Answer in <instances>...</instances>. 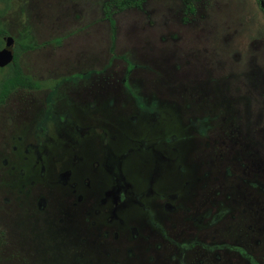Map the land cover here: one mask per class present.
I'll use <instances>...</instances> for the list:
<instances>
[{
  "label": "rangeland",
  "instance_id": "1",
  "mask_svg": "<svg viewBox=\"0 0 264 264\" xmlns=\"http://www.w3.org/2000/svg\"><path fill=\"white\" fill-rule=\"evenodd\" d=\"M140 1L112 9V32L109 0H9L0 28L32 46L18 62L36 88L0 105V264H109L75 259L61 239L68 230L87 257L126 252L130 264L145 260L142 243L155 252L170 225L200 232L206 178L191 156L206 125L197 114L221 139L207 171L248 182L264 218V0ZM78 198L109 251L64 210ZM208 199L212 217L223 201ZM215 260L199 251L185 263Z\"/></svg>",
  "mask_w": 264,
  "mask_h": 264
},
{
  "label": "flooded vegetation",
  "instance_id": "2",
  "mask_svg": "<svg viewBox=\"0 0 264 264\" xmlns=\"http://www.w3.org/2000/svg\"><path fill=\"white\" fill-rule=\"evenodd\" d=\"M2 42L3 45L0 49L4 47V38H2ZM238 112L239 111H237L236 113L239 114ZM193 117H196V115H193ZM197 117H200L205 123H203V125L206 126H204L203 131H200L196 135V145L194 146L195 151L192 153L191 159L194 160L195 164L199 166L200 176L206 178V180L201 183V187H199L202 194L198 198V202H200L201 199H204L207 203L204 208L205 215L202 220V223L206 224V227L201 228L199 232V230H194L191 223L189 222H187L188 224H182V226L179 227L176 224L170 225L166 229L168 231L167 233L162 232V242L160 246L155 249V252L157 253H159L157 250L162 249V253L156 255L154 249L152 253V251L147 250L145 244L142 243L139 246L143 245V247L140 248L144 252L146 262L144 259H140V261H138L137 263L135 262V260H137L135 258L134 260H131L133 261L131 264H186L185 258H189V256L192 255H194V258H196L199 251L206 254H214L216 260L223 259V262H227L231 258H239L240 260L247 262V264H264V221H261L262 219L264 220V218H261L257 215L256 212H258V210H254V208L257 206V198L255 199L252 188L245 186V184L248 182L244 180L239 181L238 176L232 177L235 174L228 175V178L225 180L217 172L209 173L207 171V169H210V165L213 166V163H215L214 159H218V155L220 153L216 156L212 155L214 152V148H220V146L216 144V141L221 142V139L218 136V133L210 131L211 129L210 127H208V115L204 116L203 114H197ZM224 171L225 170H223V172ZM250 180L252 181V179ZM86 186H88V184H86ZM119 190L120 188L118 189V191ZM118 191L116 192V194H118ZM109 192L110 191H106L107 194ZM208 197H214L218 200L221 199L223 201L217 203L218 213L214 214L212 217L211 215L212 213H214L215 209L212 206H208L210 205ZM246 198L249 199L250 202H248ZM61 202L66 205L63 200ZM81 203V199L78 198L77 202L68 204L69 206L64 207V210H68L69 213L74 217V220L78 221V232H81L83 235L93 234V236H95L94 240L97 243V247L99 244H106V246L108 244L109 248L107 249L109 251L111 249V245H109L110 242H108L106 239H103L105 237H108L107 233L104 232V234H101V236L99 237V233L96 229L93 228L94 225L89 226L85 224V215L82 212L86 211V208L85 206L82 208V205L78 206V204ZM223 205H226V208L222 211L219 210L221 209V207H223ZM233 212L235 213V216ZM86 215H88V213H86ZM209 217L210 221L208 220ZM63 219L64 214L61 213V224L63 223ZM251 220L254 221L249 222ZM225 221H233L232 226L226 224ZM217 224V228L223 227V229H225V232H228L231 226L232 229L230 233L232 234L229 236H224L225 234H216L215 232L211 231V229H209L210 227L214 228ZM198 232L199 235L197 238L199 241L193 240L194 234L196 235ZM75 233L76 231L70 230H68L65 234L61 232V239H65L67 241L69 250L73 253V257L75 259L79 260L81 258H90L92 260H96L97 258H100L101 260L108 259L109 264H130V254H127L126 252L122 254L120 253L119 256H117L115 253L111 254V252H95V256L93 255L91 257H87L86 254L88 252L86 251V249H88V245L85 246V248L83 247V245H81L82 252L77 251L78 247L77 244H75ZM67 234L69 236L71 235L70 239L65 238ZM181 240L184 242H181ZM186 240H190V242H185ZM82 241L83 240L81 238L80 242ZM62 244H64V242ZM176 248L177 251L179 250V257L175 261L173 253L174 249ZM150 253L151 255L155 256L152 261L149 258ZM216 260L215 262L217 263ZM199 263L202 264L203 261H200ZM209 263L216 264L210 261ZM93 264L97 263L94 262Z\"/></svg>",
  "mask_w": 264,
  "mask_h": 264
},
{
  "label": "trees",
  "instance_id": "3",
  "mask_svg": "<svg viewBox=\"0 0 264 264\" xmlns=\"http://www.w3.org/2000/svg\"><path fill=\"white\" fill-rule=\"evenodd\" d=\"M183 2L190 0H182ZM198 1V0H195ZM142 1L140 0H109L103 7V15L105 21L110 25L111 30L113 32V20L112 14L114 11H125L129 9H140ZM0 17H2L8 7L9 0H0ZM186 10L189 13H192L193 8L190 3L185 4ZM7 34L3 29L0 28V48L3 45L2 38H5ZM32 49V46L13 42V46L11 48L12 52V61L7 64L5 67L0 68V105H2L7 97L15 90V89H26L33 90L36 88V84L30 80L27 76H25L21 68L19 66V57Z\"/></svg>",
  "mask_w": 264,
  "mask_h": 264
},
{
  "label": "water",
  "instance_id": "4",
  "mask_svg": "<svg viewBox=\"0 0 264 264\" xmlns=\"http://www.w3.org/2000/svg\"><path fill=\"white\" fill-rule=\"evenodd\" d=\"M12 46L13 39L9 36H6L4 38V47L0 49V68L5 67L12 61Z\"/></svg>",
  "mask_w": 264,
  "mask_h": 264
}]
</instances>
